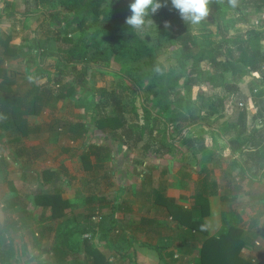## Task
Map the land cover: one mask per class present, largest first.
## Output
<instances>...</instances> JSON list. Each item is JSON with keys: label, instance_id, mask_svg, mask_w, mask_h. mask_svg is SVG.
I'll use <instances>...</instances> for the list:
<instances>
[{"label": "rangeland", "instance_id": "obj_1", "mask_svg": "<svg viewBox=\"0 0 264 264\" xmlns=\"http://www.w3.org/2000/svg\"><path fill=\"white\" fill-rule=\"evenodd\" d=\"M128 1L131 2V0ZM13 2L14 4L11 3V6L9 3L7 5L5 0H0V37L9 33L12 41L19 48V53L14 60H9L4 64L9 76L14 80V90L23 92L29 87L27 85L29 78L24 79L25 70L23 69L27 66V62L30 63L31 72L34 71L36 74H43L46 77L38 85L50 84L52 92L68 87L70 80H75L80 71L73 72L64 63L62 52L67 46V43L62 40L64 34L59 32L60 26L58 24L50 23V19L45 17L49 10H59L61 8L59 0H13ZM245 5L243 15L247 18V21L240 19L236 12L229 11L223 16L222 24L228 27V34H236L237 31L234 30L236 27L241 31H245L252 26L258 28L264 24V18L260 17L259 12H255L253 2H248ZM216 15V10L210 9L208 16L199 24H191L193 34H206L209 29L214 31ZM61 16L62 18H60ZM63 17L64 15L61 13L58 21H62ZM256 19L258 22L252 23ZM88 21L89 19H87ZM155 27L156 22L150 20L142 28L137 29L136 36L143 38L147 32L152 31ZM79 33V31H73L70 36L75 38ZM89 33L90 30L88 29L86 35H89ZM260 44L264 47V39L260 40ZM38 57L41 58V66ZM176 59L177 53L171 49H164L157 56V61L163 65L166 71L170 70L174 74L178 72ZM87 64L91 66L90 71L95 68L93 74L90 73L85 78L83 75V87L81 88L78 85V90H75L73 95L54 99L55 102L62 103L63 107H60L52 115L60 122H62V119L66 120L70 115V121H85L87 128L91 130L90 136L81 139L75 146H73L75 144L73 143L74 140H67L66 142L64 139V145L58 149L57 159L61 163L62 159L65 160L68 155L71 164L73 163V169L70 173H67L66 177L70 183V185L68 184L69 187L73 186L70 190L74 191L73 189H76V198L83 195L80 192V184L83 186L87 183L88 187L89 183H93L96 188L94 194L102 203L99 208H96L99 214L98 218L96 220L91 218V221H94L98 227H103L102 234L111 226L110 213H114L117 220L121 219L125 222L124 225L132 228V230L136 224L135 222L140 217H153L158 223L173 224L174 222L167 219L169 215L164 206L154 203L153 198L155 196L157 198L158 195H156L157 189L164 188V191L161 190V194L172 197L174 201L181 190L191 195L194 190L193 181H195L192 180V175L196 177L197 175L188 172L190 164H195L196 159L203 165L211 163L212 151L218 149L217 145H221L220 149H225L223 144H220V142H224L221 138L224 134L228 136L229 133L231 135L236 133L240 134L241 137H245L249 135V132H252L256 123L264 124V113H257L255 98L250 86L255 82V75L252 74V77L255 76L254 79L245 77L240 82H234L231 73L220 74V71L212 70L207 62H201L199 68L204 73L197 84L187 90L191 103L189 104V111H184L185 114L192 115V121L197 123L187 128L181 125L177 128L171 126L168 129L170 134L168 133L166 137H163L168 142L165 143L164 147L159 148L157 138L162 131H165V121H158L155 118L161 119L168 107L171 116L173 114L172 110L177 109L174 104L175 97L171 91L172 89L167 87L169 81H165L162 91L155 96L144 91L152 98L149 101L150 109L154 110V113L158 116H155V118L152 116L149 118L150 121L145 122L142 117L141 106L137 100L131 103L122 101L125 108L124 117L127 118L128 122L123 129H118L116 136H112L109 131L98 130L94 125V120L99 114H114L113 97H116V94L114 96L110 94L109 99L103 102L101 91L106 89L107 92H110L114 88L118 90L116 83L120 78L110 73L105 74V68H112L115 71L122 72L127 77L138 79V85L144 84L148 80L149 74L144 73L140 77L137 66L141 64V61L131 60L127 55L111 54L109 61L106 63L103 61H87ZM55 81L60 83L59 87L56 86ZM178 82L181 85L183 77ZM182 91L184 92L185 89L182 88ZM47 101L48 99L44 100V102ZM259 101L264 106V98L261 97ZM72 105L77 108L76 111L72 108ZM132 106L135 107L136 113H133ZM65 107L67 111H62L61 109ZM240 112H244V115L239 116ZM163 117L167 121L171 118L169 115ZM182 136L191 141L172 143V140H179L183 138ZM88 144L103 146L107 148V151H101L100 161H94L93 166L86 171L80 168L78 164L80 163L79 153ZM64 147H69L70 152L63 153L62 149ZM195 153L199 157L193 159L191 156ZM210 166L217 168L221 165L215 160ZM206 179V188L204 187L203 191L200 190L205 195L211 190L210 181L214 180V174L212 173V176H208ZM84 180L85 182L82 184L81 181ZM120 188L124 189L126 195L118 193ZM87 192L90 193L88 190ZM172 193H174V197L171 195ZM187 195L184 198L176 199L177 204L181 206L184 203L187 204L189 202L185 199ZM124 196L125 198H123ZM117 199H122V202L118 204ZM114 207L117 209V213L116 210H111ZM118 223L119 221L116 225L120 231L114 230L111 235L105 234L103 242L97 241V244L99 246L103 244V253L108 259L112 256L110 264H128L131 260L128 261L124 257L128 249V234L123 232V229L119 226L120 223ZM142 226V224H136L138 228ZM169 228L170 230H167L163 226H156L151 232L145 231L144 234H142L143 230H140V234L135 233L133 235L135 238L132 244L133 248L135 251L138 249L139 243H137V240L156 243V245L157 243H167L169 245L170 237L175 235L172 227ZM88 234L90 236L84 235L83 237L92 239L93 233ZM117 236L121 238L112 246V241ZM121 240H123L122 243L119 242ZM140 253L142 256L144 248ZM147 256L153 261V253L147 254ZM174 258L172 261L176 259Z\"/></svg>", "mask_w": 264, "mask_h": 264}, {"label": "trees", "instance_id": "obj_2", "mask_svg": "<svg viewBox=\"0 0 264 264\" xmlns=\"http://www.w3.org/2000/svg\"><path fill=\"white\" fill-rule=\"evenodd\" d=\"M248 2H253L256 13H264V0H236L235 6L230 4L228 0H210L209 10L214 9L217 13L215 30L209 29L206 34L198 35L193 34L191 23L183 21L178 11L172 8L171 0H167V6L162 7L153 16L146 18V22L150 20L156 22L155 29L147 32L143 38H138L136 36L137 29L125 24L126 17L131 14L128 0H59L61 8L49 10L45 17L50 19V23L60 26L59 32L64 34L62 40L67 43L64 52H62L64 63L71 71H80L77 78L70 80L68 87L58 89L55 92H52L50 84L41 86L34 84V82L23 92L14 90V80L9 76L4 64L18 55L19 48L12 41L9 33L3 34L0 37V116L6 117V121H10L13 129L21 131L26 124L25 117L38 114L47 97L50 98V102H53V99L73 95L75 90H78V85L83 87V75L84 78L90 73L92 75L93 69H95L92 68L90 71L91 66L87 64V61L106 63L111 54L127 55L131 60L141 61V64L137 66L140 71L138 75L141 77L144 73L149 74L148 80L144 84L138 85V79L127 77L122 72L112 68H105V74L110 73L120 78L116 83L118 90L114 88L110 92H107L106 89L101 91L103 102L109 99L110 94L113 96L116 94V97H113L114 114H99L94 120V125L98 130L109 131L112 136H116L118 129H123L128 122L127 118L124 117L125 108L122 101L131 103L137 100L141 106L142 117L145 122L150 121L149 118L152 116L153 118L158 116L154 110L150 109L149 101L152 100L150 95L159 94L165 85V81H169L167 87L172 89L175 97L174 104L177 109L172 110V116L170 108L166 109L163 116L169 115L171 118L168 121L163 116H160L161 119L155 118L158 121H165V131H162L157 138L159 148L161 149L168 142L163 137H166L168 133L170 134L168 129L171 126L177 128L181 125L187 128L197 123L192 121V115L185 114V112L189 111V104L191 103L187 90L196 85L204 73L199 68L201 62H207L212 70H218L220 74L231 73L234 82H240L245 77L254 79L255 76L252 77V73L257 72L258 76L255 77V82L250 86L255 98L257 113H264V106L259 101L261 97L264 98V47L260 44V40L264 39V24L258 28L252 26L245 31L236 27L234 28L237 31L236 34H228V27L222 24L223 16L229 11L236 12L240 19L247 21L243 15V10ZM5 3L7 5L9 3L11 6L14 4L13 0H5ZM61 13L64 17L59 22L58 19L62 18V16L59 18ZM87 19H89L88 22ZM164 21H170L171 27L165 28ZM88 29L90 33L87 36ZM73 31L80 33L77 37L72 38L70 35ZM164 49H171L177 53L178 72L176 74L170 70L166 71L163 65L157 61L158 54ZM181 77H183L182 87L178 82ZM55 83L56 86H60L58 81ZM182 88L186 92H183ZM144 91L149 92L150 95L145 94ZM120 101L121 103H119ZM134 108L132 106L133 113H136ZM52 112L54 113V111ZM242 115L244 112L239 113V116ZM72 125V131H78L79 134L87 128L84 121H77ZM259 129L254 127L252 133ZM181 141L189 142L191 140L183 137L179 140H172V143ZM101 151H107V148L97 144H90L88 148H85L79 155L80 168L87 171L93 166L94 161L99 162L102 157ZM156 195L157 198L156 196L153 198L155 204L164 206L170 219L174 221L175 227H185V230L190 233L194 230L195 234L201 236L197 256L188 264H254L241 255L244 238L239 227L232 225L215 235L207 234L203 218L209 212V200L203 192L199 190L191 194L192 204L190 207L177 204L172 197H166L159 191L156 192ZM48 198L53 210L54 204L57 202V204L61 203V210L69 205L66 200L60 198L58 193H54ZM96 212H98L96 209H90L85 213L77 214L80 216L83 214L88 229L92 233L99 231L98 225L91 221V217ZM110 217L111 226L103 232V236H101L103 240L105 234L111 235L114 230L120 231L116 225L117 220L114 213L110 214ZM151 222L152 220L148 218L140 220L141 224ZM69 230L72 231L71 228ZM69 230L66 232L68 233ZM128 239L130 244L134 242V236H129ZM81 241L91 245L89 240L81 238ZM140 245H148L155 249L159 264H174L172 262L174 253L171 249L169 250L167 244L152 245L140 242ZM67 246L69 245L65 240L64 245L55 244L53 246L51 257L55 264H64L68 261L69 256L63 250V248L71 250ZM91 251V255H87L91 264H109L108 258L98 247L92 245ZM124 255L128 261H135V254L131 253L130 249Z\"/></svg>", "mask_w": 264, "mask_h": 264}, {"label": "crops", "instance_id": "obj_3", "mask_svg": "<svg viewBox=\"0 0 264 264\" xmlns=\"http://www.w3.org/2000/svg\"><path fill=\"white\" fill-rule=\"evenodd\" d=\"M40 59L38 57L41 66ZM23 69L25 70L24 79L29 78L27 84L29 87L32 82L41 84L46 79L43 74L31 72L29 62ZM46 99L48 101L43 102L38 114L25 117L26 124L21 131L13 129L10 121L0 116V264H55L51 257L52 248L55 244L64 245V240L69 245L67 247L71 248V250L63 248L69 256L64 264H91L88 256L92 253V245L98 247L103 253V244L100 245L101 247L97 244L99 240L103 242L101 237L103 227H99V231L93 233L92 239L84 238L85 234L92 232L89 231L83 214L77 215L100 207L102 202L94 194L96 188L93 183H89L88 187L87 183L83 186L80 184V192L84 196L80 195L76 198V189L70 190L73 186L69 187L70 183L66 177L67 173L72 171L73 163L71 164L68 155L65 160L62 159L61 163L57 159L58 149L64 145V139L66 142L74 140L73 146H75L81 139L89 137L91 130L86 128L80 134L78 131L73 132L72 124L77 121H70V115L66 120L62 119V122L56 120L52 111L56 112L63 107L62 103L59 104V101L55 102L54 99L50 102L49 97ZM72 108L77 110L74 105ZM61 110L67 111V108ZM254 127L260 129L254 133L249 132V135L245 137L236 133L232 135L229 133L228 136L224 134L221 137L224 142L220 144H223L225 149H220L221 145H217L218 149L213 148L212 162L209 164L203 165L197 161L198 152L192 154L191 157L196 159V162L190 164L188 172L197 175V177L192 175V180H195L192 192L203 191L207 184L206 177L214 174V180L210 181L211 190L207 194L209 212L203 218L207 234L215 235L232 225L239 227L244 238L241 255L252 263L254 260L258 264H264V124L256 123ZM70 150L69 147L62 149L63 153ZM215 160L221 166L212 168L210 165ZM78 166L80 167V163ZM84 182L85 180L81 181L82 184ZM163 189H157V192L161 193ZM118 191L120 194H125L124 189L120 188ZM54 193H58L61 199L66 200L69 203L68 207L61 210V203L57 204V202L53 210L48 197ZM186 193L181 190L175 198L177 200L184 198L188 194ZM171 195L173 196L174 193ZM185 199L189 200V204L184 203L183 207H190L191 195L188 194ZM116 201L119 204L122 199ZM111 210H116L117 213L115 207ZM142 218L140 217L135 223L141 224ZM147 218L152 222L142 224L140 228L135 224L134 231L125 226V222L121 219L116 220L121 224L118 223L123 232L128 234V238L130 234L131 236L135 233L140 234V230H143L142 234H144L145 231L151 232L156 226H163L167 230H170L171 226L175 235L170 237L171 240L167 246L176 258L172 262L188 264L195 259L201 244V236L195 234L194 230L190 233L185 230V227H175V223H158L153 217ZM167 219L170 221V216ZM66 230H69L68 233ZM81 238L89 240L91 245L81 241ZM120 238L117 236L113 239L112 246ZM122 241L119 242L122 243ZM140 242L137 240L139 247L136 251L133 243L128 242V249L135 254V261L129 263L157 264L159 262L157 251L148 245H140ZM142 248L144 253L141 256ZM150 253L154 255L153 261L147 256ZM111 258L108 259V263Z\"/></svg>", "mask_w": 264, "mask_h": 264}, {"label": "clouds", "instance_id": "obj_4", "mask_svg": "<svg viewBox=\"0 0 264 264\" xmlns=\"http://www.w3.org/2000/svg\"><path fill=\"white\" fill-rule=\"evenodd\" d=\"M235 6L236 0H228ZM210 0H171V6L178 11L183 21L199 24L209 14ZM167 6V0H131L129 4L130 15L126 17L125 24L134 29L142 28L146 18L156 14L162 7ZM164 27L170 28L171 22L164 21Z\"/></svg>", "mask_w": 264, "mask_h": 264}, {"label": "built area", "instance_id": "obj_5", "mask_svg": "<svg viewBox=\"0 0 264 264\" xmlns=\"http://www.w3.org/2000/svg\"><path fill=\"white\" fill-rule=\"evenodd\" d=\"M260 17L261 18H264V13H261L260 14ZM258 22V20L256 19L255 21H254V23H257ZM253 75H255V76H258V73L257 72H253L252 73ZM0 158H1V156H0ZM98 216H99V214H98V212H96L95 214H93V216L91 217L92 218V220H96L97 218H98ZM85 236H90L89 234H85ZM255 264H258L257 262H255L254 260H252Z\"/></svg>", "mask_w": 264, "mask_h": 264}]
</instances>
